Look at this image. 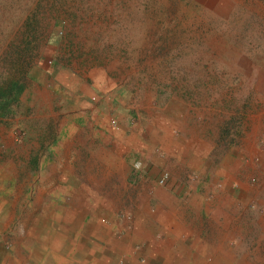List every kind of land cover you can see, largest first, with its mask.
I'll list each match as a JSON object with an SVG mask.
<instances>
[{"label": "rangeland", "instance_id": "1", "mask_svg": "<svg viewBox=\"0 0 264 264\" xmlns=\"http://www.w3.org/2000/svg\"><path fill=\"white\" fill-rule=\"evenodd\" d=\"M204 182L264 189V0H0V264H113Z\"/></svg>", "mask_w": 264, "mask_h": 264}, {"label": "crops", "instance_id": "2", "mask_svg": "<svg viewBox=\"0 0 264 264\" xmlns=\"http://www.w3.org/2000/svg\"><path fill=\"white\" fill-rule=\"evenodd\" d=\"M204 184L158 196L142 228L120 226L107 246L113 264H264V189Z\"/></svg>", "mask_w": 264, "mask_h": 264}, {"label": "built area", "instance_id": "3", "mask_svg": "<svg viewBox=\"0 0 264 264\" xmlns=\"http://www.w3.org/2000/svg\"><path fill=\"white\" fill-rule=\"evenodd\" d=\"M163 178H166V176H164Z\"/></svg>", "mask_w": 264, "mask_h": 264}]
</instances>
